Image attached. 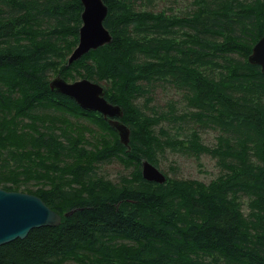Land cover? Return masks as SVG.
Masks as SVG:
<instances>
[{"label": "trees", "instance_id": "1", "mask_svg": "<svg viewBox=\"0 0 264 264\" xmlns=\"http://www.w3.org/2000/svg\"><path fill=\"white\" fill-rule=\"evenodd\" d=\"M104 2L112 41L69 64L81 0H0V187L36 194L62 216L2 245L0 264H87L88 256L98 264H264V73L248 60L264 36V0H195L184 15ZM57 75L105 87L124 109L130 150L100 112L51 89ZM163 82L197 108L167 117L212 122L222 132L217 146L156 131L164 116L136 101ZM69 117L113 132L92 164H81L90 149ZM163 144L217 156L224 171L209 183L147 181L142 162L160 169ZM115 159L132 167L123 187L96 177V163Z\"/></svg>", "mask_w": 264, "mask_h": 264}, {"label": "rangeland", "instance_id": "2", "mask_svg": "<svg viewBox=\"0 0 264 264\" xmlns=\"http://www.w3.org/2000/svg\"><path fill=\"white\" fill-rule=\"evenodd\" d=\"M138 3L141 7L148 10L153 9L154 11H160L164 9L168 14H172L173 12L177 15H184L196 8L195 0H138ZM207 72L208 74H217L213 67L209 68ZM69 82H72V80ZM148 97L149 99L146 101L143 95L137 99L136 103L139 108H144L149 114L156 112L164 116V118L158 122V125L155 126L157 132H159L160 128L164 129L166 134L163 138L167 137L185 140L190 137L192 138L193 134H198L200 140L204 144L211 147L217 146L219 134H222V132L213 128L211 126L212 122L190 117L177 121L168 118L169 115L174 112L180 115L192 110H197V108L191 106L190 99L185 94L184 89H178L169 82H163L152 88ZM196 117L199 118V116ZM53 118L55 121H58L60 117L54 115ZM205 118L207 117H204V119ZM68 122L78 127L80 138L87 140V147L90 150L87 159L81 163L83 165L92 164L91 156L94 152L114 139L113 132L107 128L101 127L96 121H81L77 118L69 117ZM157 159L160 169L168 178L197 179L209 183L224 171L222 164L219 163V157L213 156L207 152L194 154L190 150L179 149L170 144L162 145L161 149L157 152ZM71 161L74 163V160ZM78 163L79 162H75V164ZM96 166V177L111 181L112 184L116 186L123 187L124 179L132 178V167L127 166L117 159L102 164L96 163ZM238 200L241 204L242 212L248 214L249 199L247 196L239 197ZM87 260L91 262V264H98L96 261L99 260V258L95 259L92 256L86 257L85 262L89 264ZM92 260H94V262ZM66 264H83V262L81 263L76 260L69 261Z\"/></svg>", "mask_w": 264, "mask_h": 264}, {"label": "water", "instance_id": "3", "mask_svg": "<svg viewBox=\"0 0 264 264\" xmlns=\"http://www.w3.org/2000/svg\"><path fill=\"white\" fill-rule=\"evenodd\" d=\"M81 1L84 6L83 24L79 30V43L68 59L69 64L90 50L112 41V34L104 25L108 14L104 0ZM248 60L251 64L259 65L264 73V36L254 45ZM50 87L72 98L82 109L100 112L118 132L121 143L130 150L131 130L121 121L124 109L106 98L103 85L87 78L69 82L57 75L51 80ZM142 175L151 182L164 183L167 180V175L147 159L142 162ZM61 222L62 216L38 195L0 187V247L18 238H25L34 228L57 226Z\"/></svg>", "mask_w": 264, "mask_h": 264}, {"label": "flooded vegetation", "instance_id": "4", "mask_svg": "<svg viewBox=\"0 0 264 264\" xmlns=\"http://www.w3.org/2000/svg\"><path fill=\"white\" fill-rule=\"evenodd\" d=\"M80 79H81V78H80ZM76 80H79V79H76ZM76 80H72V82H73V81H76Z\"/></svg>", "mask_w": 264, "mask_h": 264}]
</instances>
